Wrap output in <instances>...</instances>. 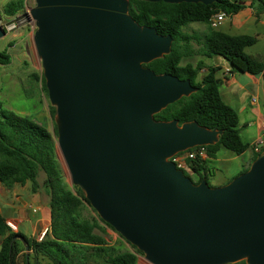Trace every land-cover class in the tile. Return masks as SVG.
Wrapping results in <instances>:
<instances>
[{
	"label": "water",
	"instance_id": "water-1",
	"mask_svg": "<svg viewBox=\"0 0 264 264\" xmlns=\"http://www.w3.org/2000/svg\"><path fill=\"white\" fill-rule=\"evenodd\" d=\"M171 4L218 0H141ZM130 0H35L26 13L71 184L151 264H264V151L223 186L195 183L171 158L223 129L155 115L190 96L189 79L146 65L173 37L140 25ZM2 24L0 40L10 32ZM20 239L27 252L26 240Z\"/></svg>",
	"mask_w": 264,
	"mask_h": 264
},
{
	"label": "trees",
	"instance_id": "trees-1",
	"mask_svg": "<svg viewBox=\"0 0 264 264\" xmlns=\"http://www.w3.org/2000/svg\"><path fill=\"white\" fill-rule=\"evenodd\" d=\"M255 2L259 3L255 10L259 18L264 12V0H253ZM25 8L26 0H8L3 12L14 17ZM244 8V0H218L210 5L130 0V14L140 25L155 27L159 33L171 35L174 39L168 55L146 66L157 74L189 79L197 88L196 92L169 105L155 118L166 121L176 119L180 124L196 121L210 129L224 130L218 143L205 146L207 160H194L184 169L191 178V174L198 176L196 184L203 178L209 180V175H213L207 165L208 160L217 158L222 148L237 155L253 150L249 166L241 173L247 171L261 153L256 152L250 143L244 142L238 111L223 99L222 80L217 76L221 66L207 63L208 59L221 56L229 61L232 71L264 75L263 56L246 52L257 42L256 37L232 35L214 29L210 23L211 17L218 12L232 17ZM194 22L206 25L205 30L186 32V26ZM196 57L199 59L194 63ZM11 61L12 57L6 49L0 51V65H8ZM202 73L203 77L199 78ZM34 76L41 80L43 89L48 93L43 72ZM50 111L53 116L56 114L55 107L52 106ZM57 150L56 126L53 135L40 121L0 106V182L9 189L16 184L32 182L33 192L43 187L50 197L51 221L45 236L39 240L14 231L0 212V235L3 237L0 264H32V254L27 261L25 246L16 238L18 236L26 240L29 251L36 258L34 264H38L39 256L49 258L54 264H139L136 252L122 249L106 239L104 234L107 228L115 229L92 208L81 188L68 184ZM40 172L45 173L42 184L38 181ZM89 209L96 214H90ZM132 247L142 254L135 246Z\"/></svg>",
	"mask_w": 264,
	"mask_h": 264
},
{
	"label": "rangeland",
	"instance_id": "rangeland-1",
	"mask_svg": "<svg viewBox=\"0 0 264 264\" xmlns=\"http://www.w3.org/2000/svg\"><path fill=\"white\" fill-rule=\"evenodd\" d=\"M7 1L0 0V16L2 17V24L11 23L9 25L10 32L5 38L0 40V51L6 49L12 57V61L8 65H0V106L40 121L55 135V115L53 116L50 111L52 105L48 93L43 89L41 80L36 79L34 76V74L40 75L42 73V62L37 54L33 40L36 26L34 22L28 21L25 16L35 6V0H26V8L14 17H9L3 12L4 5ZM258 5V2L253 4L252 15L243 28L233 27L229 17L213 28L232 35L248 34L256 37L257 42L248 47L246 52L251 55H262L264 58V22H262V20L264 21V12L257 18L255 10ZM205 28L206 25L194 22L190 23L188 27L186 26L185 31L188 33H193L194 31L203 32ZM198 59L199 57H196L193 62L197 63ZM208 61L209 64L218 63L221 65V70L218 71V75L221 78H223V71L225 69H232L229 61L221 56H215L213 59H208ZM241 132L243 133L244 140L251 141L249 134L244 132V129ZM57 152L64 176L68 184L72 187L73 185L71 184L66 164L60 151L57 150ZM251 158L252 154L250 152L237 155L226 148H222L218 152L217 158L208 160L207 165L212 172H216V174L213 173L210 176V183L214 186H219L228 181L226 180L227 176L236 177L240 171H243L249 166ZM186 172L191 174L188 170ZM191 176L194 181H197L194 175L191 174ZM44 179L45 173L40 172L38 177L39 182L42 183ZM89 213L92 215L96 214L91 209H89ZM22 233H25V230ZM104 236L110 243L122 249H129L132 252H136L139 264H151L145 259L143 253H138L118 232L107 228V233ZM30 261L32 264L36 262L34 254L30 256ZM38 264L54 263L47 257L39 256Z\"/></svg>",
	"mask_w": 264,
	"mask_h": 264
},
{
	"label": "crops",
	"instance_id": "crops-1",
	"mask_svg": "<svg viewBox=\"0 0 264 264\" xmlns=\"http://www.w3.org/2000/svg\"><path fill=\"white\" fill-rule=\"evenodd\" d=\"M244 1L245 8L238 14L229 17L235 28H243L252 15L253 0ZM262 22L264 21L262 20ZM207 63L209 64L208 60ZM211 65L221 66L218 63ZM217 76L219 77L218 74ZM202 77L203 73L200 74L199 78ZM222 77L219 78L222 80L221 93L223 99L238 111L240 127L249 134L251 141L244 140L241 132L242 139L254 146L264 136V129L262 128L264 122V75L225 69ZM248 152L253 154L252 149L243 154ZM239 170L241 169L239 168ZM213 173L216 174V172ZM194 176L198 180V176L196 174ZM210 176L212 175H209V180L207 179L209 183ZM232 179L233 177L227 176L226 180L228 181L219 186L226 185ZM49 202L50 197L43 187H40L37 192H33L32 182H27L24 185L16 184L11 189L0 182V212L8 223L12 222L16 226L14 231L22 233L25 230V233L22 234L28 238L41 240L42 234L49 229L51 222ZM2 240L3 237L0 235V250ZM30 252L33 254L32 251Z\"/></svg>",
	"mask_w": 264,
	"mask_h": 264
},
{
	"label": "built area",
	"instance_id": "built-area-1",
	"mask_svg": "<svg viewBox=\"0 0 264 264\" xmlns=\"http://www.w3.org/2000/svg\"><path fill=\"white\" fill-rule=\"evenodd\" d=\"M227 18L228 16L226 15V13L218 12L211 17L210 19L211 26L215 27L217 24L224 22ZM253 101H256V99H253ZM262 128L264 129V122L262 124ZM263 149H264V136L257 143L254 144V150L256 152H262ZM207 159H208V152L205 146H198L189 149L187 151L177 153L171 158V161H173L176 164L177 168L184 170L185 168L188 167L189 163L194 160L205 161ZM8 224L13 230L16 228V226L12 222H9ZM45 234L46 231L42 234L40 239H43ZM235 264H240V262Z\"/></svg>",
	"mask_w": 264,
	"mask_h": 264
}]
</instances>
